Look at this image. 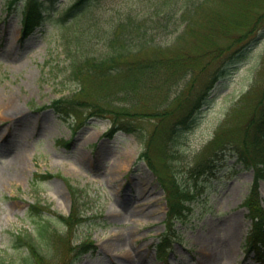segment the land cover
Returning <instances> with one entry per match:
<instances>
[{
	"label": "rangeland",
	"instance_id": "obj_1",
	"mask_svg": "<svg viewBox=\"0 0 264 264\" xmlns=\"http://www.w3.org/2000/svg\"><path fill=\"white\" fill-rule=\"evenodd\" d=\"M73 1L56 0L41 25L23 37L20 10L7 13L0 0V264L31 259L23 236L35 241L46 264H62L59 235L68 230L58 214L68 215L73 206L82 221L71 229L72 243L94 241L73 264H259L241 249L250 226L243 201L252 169L243 168L230 148L218 150L210 141L224 125L231 126L228 115L234 108L240 110L238 119L247 113L246 100L264 84V27L241 54L228 56L224 51L220 59L169 89L170 98L191 84L199 106L179 132L169 167L170 177L193 197L166 230L164 188L138 158L152 119L137 118L132 121L137 130L117 129L107 135L112 120L90 115L86 106L76 107L82 123L41 107L78 90L69 72V50L87 52L89 48L77 47L83 44L79 33L86 37L90 23L107 28L127 13L146 17L153 23L148 32L152 43L174 53L180 46L196 45V27L204 21L186 28L179 40L186 22L197 14L184 15L181 6H175L156 15L147 0H98L60 29L57 16ZM92 44L98 49L102 40L93 38ZM144 94L111 102L146 111L154 106L156 94ZM208 157L210 167L198 171ZM36 172L53 177L35 179ZM71 187L78 190L75 197ZM259 191L264 197V179ZM39 203L50 210H39ZM43 225L48 227L46 241L38 233Z\"/></svg>",
	"mask_w": 264,
	"mask_h": 264
},
{
	"label": "trees",
	"instance_id": "obj_2",
	"mask_svg": "<svg viewBox=\"0 0 264 264\" xmlns=\"http://www.w3.org/2000/svg\"><path fill=\"white\" fill-rule=\"evenodd\" d=\"M55 1L4 0V9L7 13L20 10L21 33L25 37L41 25L50 10H54ZM97 1L74 0L61 10L60 15L58 14V27L65 28L76 17L90 11ZM147 1L153 6V13L156 15L172 10L175 6H181L184 15L197 14L186 22L182 33L177 36L182 40L186 28L204 21L196 27L195 38L199 40L196 45L189 48L180 46L173 53L169 52V47L153 44V38L148 36L151 29L149 24L152 22L139 15L132 16L127 13L107 28L100 27L96 21L90 23V31L86 37L83 32L79 33L80 42L83 44L77 47H87V52L69 50V72L78 82V90L74 94L54 99L41 108H52L65 117L73 115L76 121L82 123V112L76 110V107L86 106L90 115L109 116L112 120V128L107 135L117 129L129 132L137 130L132 123L137 118L152 119L153 125L146 135L144 149L138 158L145 161L164 188L167 199V230L173 227V219L189 208L185 201L193 197L191 192L186 191L170 177L169 167L179 132L181 128L188 126L194 110L199 106V97L192 95L191 84L186 83L187 81L181 90L170 98L169 89L186 75L193 77L199 73L212 59H220L219 56L223 55L224 51L228 56L233 53L241 54L251 44L257 32L264 27V0ZM44 2H48V5H44ZM200 18L198 22H193ZM97 37L102 40L98 49L92 44L93 38ZM220 38H225L226 41L219 43ZM95 52L97 54H94ZM148 52L155 55L149 56ZM262 82L264 83L263 80L261 84ZM141 92L145 93L144 97H148V93L156 94L152 97L154 106H148L146 111H131L125 105L111 102L126 97L134 98ZM111 93L115 94L109 96ZM84 96L87 99L84 100ZM246 101L249 103L247 113L238 119L240 110L234 108L228 115L231 126L224 125L210 144L222 151L230 148L243 168L252 169V181L243 201L250 226L241 247L246 257L264 264V197L259 191L260 181L264 179V84ZM208 167L209 157L199 164L198 171ZM50 177H53V174L49 172L34 173L35 179ZM71 192L75 197L78 190L71 187ZM39 208L42 211L50 210L47 205L40 203ZM58 218L65 223L68 230L67 234L59 235L63 247L62 264H73L77 256L94 246V241L72 243L71 229L82 221L76 206H73L68 215L58 214ZM46 230L48 227L46 229L44 225L38 229L41 240L46 241ZM57 236L58 234L56 239ZM21 239L31 251V256L28 257L31 259L26 264H46L45 259H48L36 248L35 241L29 236H23Z\"/></svg>",
	"mask_w": 264,
	"mask_h": 264
},
{
	"label": "bare ground",
	"instance_id": "obj_3",
	"mask_svg": "<svg viewBox=\"0 0 264 264\" xmlns=\"http://www.w3.org/2000/svg\"><path fill=\"white\" fill-rule=\"evenodd\" d=\"M139 209H140V208H139ZM140 211H142V210H140ZM146 214H149V213H146ZM128 219L135 220V219H137V218L130 217V218H128Z\"/></svg>",
	"mask_w": 264,
	"mask_h": 264
}]
</instances>
